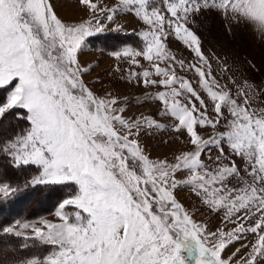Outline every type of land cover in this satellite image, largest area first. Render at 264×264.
Returning <instances> with one entry per match:
<instances>
[{
    "label": "snow or ice",
    "instance_id": "snow-or-ice-1",
    "mask_svg": "<svg viewBox=\"0 0 264 264\" xmlns=\"http://www.w3.org/2000/svg\"><path fill=\"white\" fill-rule=\"evenodd\" d=\"M76 2L85 17L65 21L50 0H0V159L19 174L0 167V204L68 193L56 222L0 225L20 250L51 251L0 245V264H264V82L237 78L228 50L233 29L264 38V0ZM122 16L137 43L107 54L132 97L90 86L98 65L82 59L91 38L127 34ZM207 17L229 22L220 54L196 31ZM164 132L183 145L171 160L142 144Z\"/></svg>",
    "mask_w": 264,
    "mask_h": 264
},
{
    "label": "rangeland",
    "instance_id": "rangeland-1",
    "mask_svg": "<svg viewBox=\"0 0 264 264\" xmlns=\"http://www.w3.org/2000/svg\"><path fill=\"white\" fill-rule=\"evenodd\" d=\"M50 2L53 4L54 10L62 20L79 21L82 17H85L82 6L79 5L76 0H50ZM93 2H96V0H93ZM103 2L111 5L114 3V0H103ZM118 22L124 24L126 32L131 34L126 42L135 46L138 38L135 37L136 35L132 34V29L140 28L137 20L131 16H122L119 18ZM228 23V21H224L219 17H207L202 19L199 27L196 28V31L203 39L206 54H210L212 51L217 52V54L221 53L222 42L218 38L225 34ZM120 46L121 42L113 47L96 46L91 43L89 48L86 50V55L82 57V59L88 61L89 63L97 64L98 66L95 67L94 71H92L90 75L85 77V80L90 84V86H92L91 81L100 79L103 81L104 88L121 95H129L130 97L140 95L141 93L139 89L131 87L119 79L121 73L114 70L113 66L115 61L107 54ZM96 49H103V51H98ZM173 50L176 51L178 55L190 57V54L183 49L182 45L174 44ZM228 50L234 54L233 58L229 60V64L234 65L233 72L236 74L237 78L243 75L257 85L264 82V38L255 34L251 27L233 29V35L228 37ZM249 63L255 67H249ZM126 67L127 65H122V68ZM213 67L215 70L216 66L213 65ZM95 90L99 92L103 89L100 85H96ZM5 96L6 93L3 90H0V101H2ZM257 107H259V105H257ZM146 110L148 112L154 111L153 108H148ZM136 111L137 109L133 107L129 110L128 114L135 113ZM165 140L170 142L167 144L163 143ZM142 144L144 145L146 151L150 153L152 158L167 157L169 160L172 159L173 153H179V151L183 148L181 142L179 140H175L173 134L170 132L158 134L153 138L144 137L142 139ZM212 155L215 156L216 153L213 152ZM204 158L207 159V157ZM2 163H4V161ZM7 170L10 171V173L7 172V175H3L2 178L4 180L15 182L19 174L14 172L9 167L7 169H3V171ZM9 175H11V177ZM67 195L68 193L65 191H57L53 192L43 204H35L30 201H23L21 204L15 203L17 205H13V208L15 209L13 213L14 217H11L13 220L6 223V225L16 219L28 222H37L40 219H48L56 222L57 218L54 216L55 205L60 199L66 197ZM178 198L188 206L197 203V201H195V199L187 191L179 192ZM196 218L200 219L201 217L198 215ZM203 219L206 221L209 220L207 214L204 215ZM211 222L213 224L218 223L215 219H212ZM251 238L252 237L249 236V239ZM14 243H16V240H14ZM19 244L20 241L18 240L17 244H14V248L19 250ZM0 245L8 246V241L0 239ZM234 247H239V244H236ZM11 248H8L9 253L11 252ZM37 251L47 254L51 251V246H46L43 249L29 248L26 250H19V253H16L15 257L17 259L30 257ZM20 252L23 254L20 255ZM5 264H7V261H5Z\"/></svg>",
    "mask_w": 264,
    "mask_h": 264
},
{
    "label": "trees",
    "instance_id": "trees-1",
    "mask_svg": "<svg viewBox=\"0 0 264 264\" xmlns=\"http://www.w3.org/2000/svg\"><path fill=\"white\" fill-rule=\"evenodd\" d=\"M130 35H131L130 33L123 34V35L104 34V35H101L99 37L91 38V40H92V44L96 45V46L113 47L122 41L126 42ZM135 37L138 38L137 36H135ZM3 161H4V163H2ZM7 166H8L7 161L5 159H0V167H2L3 169H7L8 168ZM7 172L10 173V171L7 170V171H4V175H7ZM9 176L11 177V175H9ZM22 202H23V200H19V201L13 202V203L0 204V225H6V223L13 220V219H11V217H14L13 213L15 211V209L13 208V205H17L15 203L21 204ZM0 239H4V240L8 241V246H7L8 248L12 247L10 253L7 251V256L8 255L15 256L16 253H19L20 248H19V250L14 248V244H17V241H18L17 239L2 236V235H0ZM14 240H16V243H14ZM22 254L23 253L20 252V255H22ZM12 256H8V257H12Z\"/></svg>",
    "mask_w": 264,
    "mask_h": 264
}]
</instances>
